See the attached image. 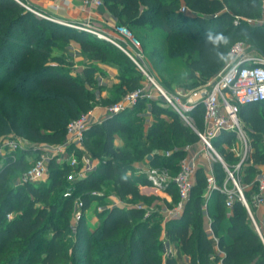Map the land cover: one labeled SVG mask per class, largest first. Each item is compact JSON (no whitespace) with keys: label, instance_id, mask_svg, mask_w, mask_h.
I'll return each instance as SVG.
<instances>
[{"label":"trees","instance_id":"obj_1","mask_svg":"<svg viewBox=\"0 0 264 264\" xmlns=\"http://www.w3.org/2000/svg\"><path fill=\"white\" fill-rule=\"evenodd\" d=\"M263 1L104 0L111 14L122 23L141 26L158 18L171 46H186L197 54L190 67L199 70L201 83L224 67L229 52L239 41L251 44L264 55V26L248 22L262 17ZM183 6L188 11H183ZM221 36L223 40L219 39ZM63 39L77 41L92 58L120 70L114 101L143 83L133 60L111 42L40 17L15 0H0V136L20 130L62 142L69 122L93 107L95 94L86 82L95 80L89 73L94 67H87L80 81L78 75L61 71L53 63L51 43ZM25 103L31 105L30 109ZM36 104L47 108L43 125L33 123L30 113ZM147 105L154 121L145 130V124L140 123L142 118L135 112ZM23 108L27 114L22 118ZM194 114L195 118L200 116L198 128L202 129L203 109H195ZM240 116L249 120L250 125H245L254 151L238 172L234 171L235 153L222 144L220 151L250 201L257 190L256 176L264 165V151L260 148V141L264 140V104L244 106ZM117 132L128 136L138 132L142 136L136 137L133 149H122L114 145ZM221 138L231 144L234 134L224 132ZM197 140V133L160 101L142 99L136 107L94 124L87 132L86 144L97 150L100 162L85 177L73 180L75 190L82 191V210H88L94 198H102L92 192L102 189L106 182H111L121 198L149 202L154 197L139 189L140 184H148L146 176L128 173L134 169L133 161L169 150L170 156L154 154L151 162L171 165L176 172L178 161L186 153L185 146ZM26 153L22 150L6 159L0 157L4 165L0 167V264H174L183 254L190 257V264H212L213 257L224 264H264V240L240 200L235 199L228 214L225 194L213 193L217 195L215 204L211 207L209 200L207 213L212 218L214 236L208 235L202 207L206 176L202 172L197 173V183L179 218L161 223L159 219L154 221L158 213L145 215L144 207L115 205L99 213L96 227L90 228L81 220L76 239H63L74 206V192L65 196L72 169L52 160L46 179L8 187V166H26ZM215 173L222 183L226 171L219 161L215 162ZM244 184H250L251 189L246 190ZM168 190L177 194L173 184ZM39 202L43 205L38 206ZM46 232L50 235L46 236ZM164 239L176 248L177 257L163 258Z\"/></svg>","mask_w":264,"mask_h":264},{"label":"built area","instance_id":"obj_2","mask_svg":"<svg viewBox=\"0 0 264 264\" xmlns=\"http://www.w3.org/2000/svg\"><path fill=\"white\" fill-rule=\"evenodd\" d=\"M27 10L34 14L61 23L65 26L76 27L88 33L95 34L120 48L128 57H130L146 74L147 80L138 86L135 90L128 92L125 96L113 105H107L102 108V112L98 114L95 109H91L78 118L73 119L67 126L64 141L54 145H45L41 147L38 158L31 167L24 173L19 185L28 182H37L49 174V166L52 160L58 163L68 165L71 169L77 166L78 151L84 150L87 132L94 124H102L106 119L114 117L128 109L137 106L142 99L146 101H160L162 105L171 108L177 116L199 136V142L202 144L203 151H194L189 154L191 144L185 146V155L177 163V171L173 172L171 165L163 163L151 164L144 163L139 167L138 173L145 175L148 184L158 191L169 192L170 185H174L178 194V201L174 204L170 213L178 216L184 212L186 205L191 197L193 188L196 184L199 166L197 160L201 153L215 163L221 162L225 171L226 178L222 183L218 182L214 168L210 174L206 175L207 191L205 195L204 208H207L208 201L215 191H219L226 196L225 205L232 208L235 199L240 200L247 208L253 219L252 208L264 203V169L258 178L257 190L253 193L249 201L234 171H239L242 164L251 155V140L248 130L243 119L240 116L241 108L244 106H256L264 104V55H252L244 47L245 43L239 41L230 51L231 60L206 83L197 87L186 90H168L158 83L141 65L140 61L144 57L141 43L134 37L131 31L123 26L117 25L111 27L110 30L104 31L93 27L87 22L65 21L46 13L35 7L28 0H15ZM86 6H100L102 0H83ZM58 7V5H56ZM183 11H188L185 6ZM248 22L254 25L264 26V10L262 17L258 19H248ZM238 23V18L235 20ZM203 109V128L199 129L196 125L194 110ZM233 133L234 140L228 144L221 138V134ZM218 141L226 148L234 153H238L239 145L245 146L241 160L235 164V170L232 171L226 164L224 157L217 150L214 141ZM40 149L36 147L35 150ZM28 150L24 141L18 137H2L0 138V157L6 159L18 151ZM161 156H170L172 151L166 150L153 153ZM97 163L86 155H83L82 169L77 173L69 174L73 180L85 177L93 171ZM213 167V166H212ZM74 187L69 188L65 192V196H70ZM80 206L83 207L82 200ZM141 207V206H139ZM82 211L78 212V218ZM11 216V214H10ZM258 229V227H257ZM218 264H224L222 260H218Z\"/></svg>","mask_w":264,"mask_h":264},{"label":"rangeland","instance_id":"obj_3","mask_svg":"<svg viewBox=\"0 0 264 264\" xmlns=\"http://www.w3.org/2000/svg\"><path fill=\"white\" fill-rule=\"evenodd\" d=\"M102 2L103 4H101L100 6L91 5L90 7H101V6L107 7L104 0H102ZM262 7L264 10V1L262 3ZM114 19L118 23L113 24L112 27L113 26L115 27L117 25H123L127 27L131 31V33L134 35V37L140 41L141 47L144 53V57L140 61L141 65L163 87L171 91L172 90H186V89L194 88V87H197L203 84L201 83V80L199 78V75H200L199 70L197 69L193 70V68L190 67L191 63L196 59L197 54L192 53L186 46H183V47L181 46V48L179 46L178 47L171 46L169 41L165 40V37H164L165 33L160 28L158 18H154L153 20L149 21L147 24L141 25V26L122 23L115 17ZM251 24H254V23H251ZM108 28L111 29V27H108ZM104 30L106 29L104 28ZM51 45H52L51 53H52V56L55 57V60H53V63L57 65L61 71L75 73L76 75L79 76L80 81L84 79V75L77 74L76 72L82 70V68L85 66L94 67L93 70L92 69L89 70L90 71L89 73L93 75L95 80L93 82H86L90 91L95 94V97L93 98V107L91 109L96 110V109H101L103 107H106L107 105H113L119 100H121L125 96V94L136 89V88L131 89V90L128 89L126 93H124L121 96L119 100L114 101V99L116 98V94H114L115 87L114 86L110 87V85L104 86V85H100L99 83L101 82L102 78L107 79L108 82L110 83L111 81L114 80L116 74L119 75L120 70L115 65L104 63L98 59L92 58L91 54L83 51L81 49L80 44L75 40H70V41H66L65 39L58 40L54 43H51ZM244 48L252 55H261L259 51L256 48H254V46H252L251 44L245 45ZM230 60H231V56L229 52L225 65ZM98 63H102L105 65H98ZM134 64L139 70L140 80L146 81L148 79L146 74L140 69V67L135 62ZM118 83L119 82H117L116 84ZM25 105L27 109H30L31 107L30 104L25 103ZM23 109H25V111H23L22 113L23 115H21L22 118L27 114L26 108H23ZM147 110H148L147 106H143L139 108L138 111L135 112L136 115H139L142 118L140 123H143V124L146 123L144 114L148 112ZM30 114H31L34 124L39 123L40 125H43V123L46 121L48 117L47 108L40 106L38 104L32 106ZM198 117L199 118H195L196 125L197 127H201L200 116ZM245 122L248 126L250 125L248 119H246ZM136 133L137 135L130 134L128 136L127 133L125 132H117L116 133L117 142L115 145L122 149H133V145L136 142V137L142 136V134L138 132ZM248 134L251 140V143H250L251 151L253 152L254 151V148L252 147L253 142H252V137L249 131H248ZM2 137L21 138L22 141H24L25 145L27 146V149H29V150H25L27 151L25 156L28 159L26 166L19 167V165L17 164L8 166V170H7L8 187L19 185V183L21 182V178L24 176V173L29 169V167L32 166V164L38 158V153H40L41 147H44L45 145H54L56 143H61V141L59 140L53 141L49 139H42V138L34 137V136H31L27 132L22 133L20 130H16V131L12 130L6 135L0 136V138ZM197 141L199 142V140ZM197 141L195 142L197 143ZM214 144L217 146V150L222 154V152L220 151L221 143L218 141V139L214 141ZM36 147H39L40 149L35 150ZM260 148L262 151H264V140L260 141ZM20 152H22V150L15 152V153L20 154ZM96 152L97 150L95 149L92 150L89 144L85 143L84 150L80 151V154L77 157V161H78L77 166H75L71 170V171L74 170L72 173L75 175L82 169L83 155H86V157L95 161L96 163L97 161H100V158L96 154ZM244 152H245V146L239 145V148H238L239 154L237 153L234 154L236 158V161H234V163L236 162L235 164H237L241 160V157ZM145 160L146 159L144 158H139L137 160H134L133 165L140 164L141 162ZM1 161L2 159H0V167H3L4 165L1 164ZM225 161L227 164H229L227 162L228 161L227 158L225 159ZM135 168L136 167L134 166L133 170H135ZM263 169H264V165H262L260 169V173L263 171ZM240 170L241 168L239 169V171ZM69 179L71 181L68 184L66 190H69V188L74 187L73 179L70 177ZM106 183L107 184L103 185L102 189L92 192V194L95 197L100 196L102 198L101 199L94 198V200L91 203L90 208L86 211H83L82 207L80 206V202H81L80 194L82 193V191H76L75 188L73 189V192L75 195L74 206L69 212V219L67 223L69 230L64 234L63 239H71V241H74L77 237V231L79 230V224L81 223V220L86 221V224L88 225V227H90L92 225L91 224L92 220H95L96 218L99 219L100 212L108 209L109 207L115 206V205L143 206L145 209V215H149V214L152 215V214L158 213L159 216L158 218H154L155 219L154 221H157L159 219L161 223H164L166 219L165 216L167 215L166 213L167 210L172 209L174 204L178 201L176 192L175 193L173 192V194L169 193L171 197L170 200L167 198H161L154 194L150 195L151 197L153 196L154 198H152L149 202L131 199L130 197L121 198L113 191V188L110 184L111 182L110 183L106 182ZM55 195H56V191L51 195V199L52 198L54 199ZM37 205L42 206L43 202H39ZM79 211H82V213L80 217L78 218ZM45 235L49 236L50 233L46 232ZM167 250H171V245L169 246V245L163 244L161 253H162L163 258L165 259L169 256ZM110 263L111 262H107L106 264H110ZM35 264H38V263H35Z\"/></svg>","mask_w":264,"mask_h":264},{"label":"crops","instance_id":"obj_4","mask_svg":"<svg viewBox=\"0 0 264 264\" xmlns=\"http://www.w3.org/2000/svg\"><path fill=\"white\" fill-rule=\"evenodd\" d=\"M29 2H31L35 7H37L38 9L45 11L46 13H49L51 15H54L55 17L65 20V21H72V22H88L90 24H92L93 27L97 28V29H103L104 28L106 30L104 31H108L110 30L108 27H112L113 24L118 23L116 22V20L114 19V16L111 14L110 10L107 7H90V6H86L83 4L82 0H28ZM56 5H58V7H56ZM107 20V22H106ZM104 27V28H103ZM98 65H105L102 63H98ZM89 66H85L82 68V70L76 72L77 74H84V71L86 70V68ZM72 74L76 75L75 73L72 72ZM112 82V83H111ZM110 83L108 82L107 79L102 78L101 82L99 83L100 85H104V86H108L110 85V87L114 86L117 82H119V78H118V74L115 75V78L113 81H111ZM147 113L144 114L146 123H145V130L147 129L148 126H150L152 124V122L154 121V114L151 111V107L150 105H147ZM96 112L98 114H100L102 112V108L101 109H96ZM147 115V116H146ZM147 117V119H146ZM244 121V120H243ZM245 123V121H244ZM116 134H115V139H114V145L116 144L117 140H116ZM191 149L188 151L189 154L193 153L194 151H203L202 149V144L200 142L197 141V143H192L191 144ZM115 147H117L115 145ZM119 148V147H117ZM161 151H157V152H162ZM153 153L150 154L148 156V158L141 162L140 164H135L134 166L136 167L135 170H129V174L134 173L135 175H141L138 173V168L141 167V165H143L146 162H149L151 164H153L151 162V159L153 158ZM197 164L199 166V170L198 173L202 172L203 174H205V176L207 174H210L211 169L214 168L215 170V163H211V161L206 157V154L201 153V155L199 156L198 160H197ZM213 166V167H212ZM262 173V172H261ZM261 173L257 174L256 179H258L261 175ZM196 183H197V179H196ZM243 187L246 190H250L251 189V185L250 184H244ZM139 189L140 192L146 195H157L161 198H167L170 200V194L169 192H164V191H158L156 189H154L153 187H151L149 184H140L139 185ZM206 191H207V186L204 189L203 192V198H202V207L203 210L205 211V224H206V230L207 233L210 237L214 236V232L213 229L211 227V217L209 216V214L207 213V208H204V203H205V195H206ZM217 195L213 194L210 197V204L211 207H213V204H215V200H216ZM209 202V201H208ZM122 206V205H119ZM124 206V205H123ZM136 207H139V205H134ZM125 207V206H124ZM127 207H133V206H127ZM143 207V206H141ZM208 207V205H207ZM227 212L228 214L231 213L232 208H227ZM167 215L165 216V222L173 219V218H179L182 216L183 213H181L178 216H174L170 213V210H167ZM252 213H253V223L257 229L258 227V232L261 235L262 239L264 240V203H261L257 206H254L252 208ZM252 218V217H251ZM164 222V223H165ZM99 223V219L96 218L95 220H92V225L90 226V228H94L98 225ZM164 244L166 245H171V250H167L168 251V255H172L174 257H177V250L176 248L167 240L164 239ZM173 246V247H172ZM174 264H190V257L186 254H183L182 256H180L179 258H176V262ZM212 264H218V261L215 260V258H212Z\"/></svg>","mask_w":264,"mask_h":264},{"label":"clouds","instance_id":"obj_5","mask_svg":"<svg viewBox=\"0 0 264 264\" xmlns=\"http://www.w3.org/2000/svg\"><path fill=\"white\" fill-rule=\"evenodd\" d=\"M219 39L223 40L224 38L221 36V37H219Z\"/></svg>","mask_w":264,"mask_h":264}]
</instances>
